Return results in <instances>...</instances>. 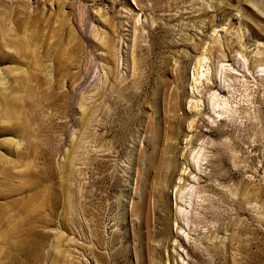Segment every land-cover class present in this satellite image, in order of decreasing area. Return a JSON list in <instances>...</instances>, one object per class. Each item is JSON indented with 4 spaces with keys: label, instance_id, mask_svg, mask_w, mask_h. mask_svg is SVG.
<instances>
[{
    "label": "rangeland",
    "instance_id": "obj_1",
    "mask_svg": "<svg viewBox=\"0 0 264 264\" xmlns=\"http://www.w3.org/2000/svg\"><path fill=\"white\" fill-rule=\"evenodd\" d=\"M0 264H264V0H0Z\"/></svg>",
    "mask_w": 264,
    "mask_h": 264
},
{
    "label": "bare ground",
    "instance_id": "obj_2",
    "mask_svg": "<svg viewBox=\"0 0 264 264\" xmlns=\"http://www.w3.org/2000/svg\"><path fill=\"white\" fill-rule=\"evenodd\" d=\"M165 160H166V159H165ZM169 161H170V160H169ZM166 162H167V161H166ZM170 162H171V161H170ZM170 162H169V163H170ZM164 163H165V162H163V164H164ZM163 164H162V165H163ZM166 165H167V164H166ZM162 167H165V164H164ZM169 167H170V165L166 166V167H165V171L169 172ZM172 167H173V166H172ZM162 170H164V169L162 168Z\"/></svg>",
    "mask_w": 264,
    "mask_h": 264
}]
</instances>
